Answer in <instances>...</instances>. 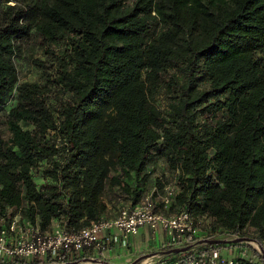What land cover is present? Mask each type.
<instances>
[{"label": "trees", "instance_id": "1", "mask_svg": "<svg viewBox=\"0 0 264 264\" xmlns=\"http://www.w3.org/2000/svg\"><path fill=\"white\" fill-rule=\"evenodd\" d=\"M10 2L0 0V110L14 97L0 137V219L20 210L43 230L112 219L163 194L149 170L157 150L178 189L160 211L208 218L201 240H249L256 261L236 262L264 264V0ZM31 37L66 95L53 111L47 83L18 84L13 58ZM196 239L156 264L240 245Z\"/></svg>", "mask_w": 264, "mask_h": 264}, {"label": "built area", "instance_id": "2", "mask_svg": "<svg viewBox=\"0 0 264 264\" xmlns=\"http://www.w3.org/2000/svg\"><path fill=\"white\" fill-rule=\"evenodd\" d=\"M155 190L146 194L137 204L122 206L112 219L100 218L78 229L70 228L64 220L54 221L43 230L37 223L24 219L20 210L9 212L0 219V263L21 264L31 261L55 264H106L104 257L111 248H126L127 238L136 236L143 228L151 232H162L172 247L180 248L188 243L201 240L199 223L186 210L164 214L156 207L168 210L178 189L166 184L161 196H154ZM157 195V193H156ZM238 244L251 245L249 242ZM241 251V257L247 254ZM260 252L259 248H256ZM98 255L99 258L92 257ZM89 258V259H87ZM171 264H238L236 258L220 255L218 250L210 251L204 258H180Z\"/></svg>", "mask_w": 264, "mask_h": 264}, {"label": "rangeland", "instance_id": "3", "mask_svg": "<svg viewBox=\"0 0 264 264\" xmlns=\"http://www.w3.org/2000/svg\"><path fill=\"white\" fill-rule=\"evenodd\" d=\"M9 4H14L16 0H12ZM18 1V0H17ZM46 47L42 45L34 38L31 37L28 40L19 43V50L16 52V55L13 58V62L17 71L18 84L21 83H37L39 85H45L47 83L49 91L46 93L47 103L49 107L53 110L58 109L60 103L64 101L66 95L63 94L58 87L52 84L54 71L52 70V58L51 56L45 55ZM42 63L43 67L37 65L36 63ZM15 95L13 92L12 96ZM160 101V100H159ZM14 104V97L9 98L8 102L5 105L4 109L0 110V137L3 139H8L10 135L9 127L5 123L4 114L8 112ZM157 150L152 151L151 157L152 162L150 163L149 170L150 177L152 179L158 178L163 185L174 184V178L165 170L164 162L162 159H157ZM153 157H155L153 159ZM35 183L39 186L43 183V180L36 177ZM149 186V185H148ZM110 186H107L106 192L104 195V201L106 203L108 197L110 196ZM150 187V186H149ZM111 207V205H110ZM156 207L159 210H162L160 203L157 201ZM114 208H110L109 213H114ZM206 220L201 221L199 225L200 237L204 238L206 232L204 231V223ZM156 234H152L149 230L141 236H129L127 238V245L130 243L128 248L119 249L113 247L108 253L105 254L104 260L106 264H133L138 261V264H156L157 262L164 259L165 253L170 247L168 244L167 237L164 233L159 232L158 238L152 239ZM138 237V238H137ZM137 238V239H136ZM136 239V241H135ZM220 240L223 241H232L234 238H227L222 236ZM252 245V244H251ZM247 246L249 256H253V261H256V258L252 252V248ZM253 247L257 248L256 245ZM228 248V247H225ZM232 248V247H231ZM229 249V248H228ZM92 257H95L94 255ZM99 258L98 255H96ZM95 257V258H96ZM238 259V258H237ZM0 264H8L5 262Z\"/></svg>", "mask_w": 264, "mask_h": 264}, {"label": "crops", "instance_id": "4", "mask_svg": "<svg viewBox=\"0 0 264 264\" xmlns=\"http://www.w3.org/2000/svg\"><path fill=\"white\" fill-rule=\"evenodd\" d=\"M110 209V206H108V210ZM146 231H148V229H145V228H143V229H141L140 231H139V233L136 235V236H141L142 234H145L146 233ZM150 231V230H149ZM151 232V231H150ZM152 234H156L152 239H157L158 238V234H159V231L158 232H151ZM166 236V235H165ZM138 238V237H137ZM136 238V239H137ZM136 239H135V241H136ZM167 240H168V238H167ZM168 242V244L167 245H170L169 244V240L167 241ZM252 245H251V248H252V250H256V248L255 247H253V245H256L255 243H251ZM130 245V243L128 244V246ZM128 246L126 247V248H128ZM248 246H250V245H248ZM257 246V245H256ZM117 248H119V249H123V248H120L119 246H116ZM247 249L248 250V248H247V245H244V244H240V245H237V246H235V247H232V248H222V249H220V250H218L219 251V253H220V255L221 256H223V257H227V258H242L241 257V251L242 250H244V249ZM248 252L249 251H247V254H246V256L245 257H247L248 259H252L253 260V256H249V254H248ZM95 256V255H94ZM87 259H89V258H87ZM84 264H89V263H84Z\"/></svg>", "mask_w": 264, "mask_h": 264}, {"label": "water", "instance_id": "5", "mask_svg": "<svg viewBox=\"0 0 264 264\" xmlns=\"http://www.w3.org/2000/svg\"><path fill=\"white\" fill-rule=\"evenodd\" d=\"M200 242L202 243H207V244H210V245H218L220 243H223V244H227L229 243L230 241H222V240H218V239H215V240H201ZM233 242V244L235 243H239V242H249V243H254V242H251L249 240H238V241H231V243ZM194 246V244L192 245H187L185 247H181V248H174L172 250H170L169 252L167 253H170V254H176V253H183V252H186L188 251L189 249H191L192 247ZM264 259V258H263ZM74 264V263H73ZM77 264V263H76Z\"/></svg>", "mask_w": 264, "mask_h": 264}]
</instances>
